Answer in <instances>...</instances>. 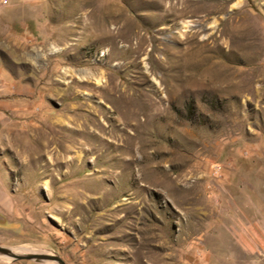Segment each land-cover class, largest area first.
Here are the masks:
<instances>
[{
  "label": "rangeland",
  "instance_id": "1",
  "mask_svg": "<svg viewBox=\"0 0 264 264\" xmlns=\"http://www.w3.org/2000/svg\"><path fill=\"white\" fill-rule=\"evenodd\" d=\"M0 246L264 264V0H0Z\"/></svg>",
  "mask_w": 264,
  "mask_h": 264
},
{
  "label": "water",
  "instance_id": "2",
  "mask_svg": "<svg viewBox=\"0 0 264 264\" xmlns=\"http://www.w3.org/2000/svg\"><path fill=\"white\" fill-rule=\"evenodd\" d=\"M0 254L7 256L13 260H20V259H32L38 262H43V261H55L57 264H66L65 261L55 255V254H50V253H26V254H21V253H16L12 251L11 249H8L6 247H1L0 246Z\"/></svg>",
  "mask_w": 264,
  "mask_h": 264
},
{
  "label": "crops",
  "instance_id": "3",
  "mask_svg": "<svg viewBox=\"0 0 264 264\" xmlns=\"http://www.w3.org/2000/svg\"><path fill=\"white\" fill-rule=\"evenodd\" d=\"M245 243H248V242L245 241ZM237 244H238V246H240L241 244H243V241L237 242ZM207 264H209V263H207Z\"/></svg>",
  "mask_w": 264,
  "mask_h": 264
},
{
  "label": "bare ground",
  "instance_id": "4",
  "mask_svg": "<svg viewBox=\"0 0 264 264\" xmlns=\"http://www.w3.org/2000/svg\"><path fill=\"white\" fill-rule=\"evenodd\" d=\"M15 252L17 253V251L15 250ZM55 262V261H54Z\"/></svg>",
  "mask_w": 264,
  "mask_h": 264
}]
</instances>
